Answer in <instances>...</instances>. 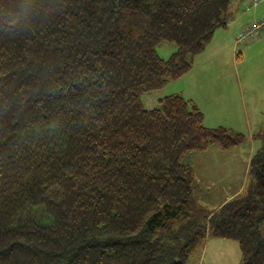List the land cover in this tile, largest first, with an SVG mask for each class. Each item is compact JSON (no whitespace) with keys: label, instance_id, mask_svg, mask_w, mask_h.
Here are the masks:
<instances>
[{"label":"trees","instance_id":"obj_1","mask_svg":"<svg viewBox=\"0 0 264 264\" xmlns=\"http://www.w3.org/2000/svg\"><path fill=\"white\" fill-rule=\"evenodd\" d=\"M237 2L0 0V264H188L209 238L264 264V132L245 191L209 208L188 160L243 135L179 94L146 107Z\"/></svg>","mask_w":264,"mask_h":264},{"label":"rangeland","instance_id":"obj_2","mask_svg":"<svg viewBox=\"0 0 264 264\" xmlns=\"http://www.w3.org/2000/svg\"><path fill=\"white\" fill-rule=\"evenodd\" d=\"M244 2L249 3L250 0ZM237 28L238 24L234 22L225 30L224 43L227 50L221 54L222 61L220 60L234 82L228 85L227 78L221 79L212 91L201 90L195 96L196 106L204 114L206 127H225L244 137L238 147L227 151L218 145L210 146L205 151L192 154L188 160L195 177L196 201L209 208H213L214 203L222 201L223 195L225 196L221 178H235L229 183L232 187L248 178L246 168L260 147V136L264 132V32L252 40L237 43L236 35L242 30H236ZM208 47L209 44L203 53L193 58V66L197 63L192 68L195 77L200 76L201 70L204 73L210 70L207 65L202 66L205 56H208ZM175 50L176 47L171 43H161L156 49L162 59H168ZM208 64L210 65V61ZM181 86L180 83H169L147 100L146 107L153 108L158 96L177 94L182 89ZM227 86L228 91H219L225 90ZM230 169L234 176L229 175ZM242 190L235 196L241 195ZM239 261L240 251L235 241L209 238L202 251L192 257L188 264H239Z\"/></svg>","mask_w":264,"mask_h":264},{"label":"crops","instance_id":"obj_3","mask_svg":"<svg viewBox=\"0 0 264 264\" xmlns=\"http://www.w3.org/2000/svg\"><path fill=\"white\" fill-rule=\"evenodd\" d=\"M244 1L245 0H238V2L236 4V9L233 11L234 12L233 18H232L231 22L229 23V25L231 23L233 24L234 22L237 23L238 28L236 30H241L243 28H247V26L250 25V22H252V21L258 19L260 16L264 15V1L260 2L257 7L253 8L249 11H246V12L242 11L241 12L243 6L245 4H247ZM228 26L226 28H222L221 30L218 29L215 32V34H219V35L213 37L209 43L208 52H207L208 56H205V59L202 61V66L207 65L208 70L209 69L210 70L207 73H204V71L201 70L200 76L195 77L193 74L194 69H192L188 74H186L181 79H179L175 82H172V83H177V84L180 83L182 85L181 86L182 89H180V91L178 93L182 97H184L185 99L191 100L195 103L197 101L195 96L197 93H199V91H201V90H205L207 92L212 91L215 88V84L217 82H220L221 79L227 78L228 79V85L230 83L234 82V78L232 77V75L230 74L228 69L220 62V60L222 61L221 54L227 50L226 44L224 43V36H226L225 30L228 29ZM222 46H225V48H223ZM231 46L232 45H230L229 47L231 48ZM209 61H210V65L208 64ZM196 64L197 63H195L194 66ZM193 78H194V80L191 81ZM219 91L221 93L228 91V86L226 87L225 90H219ZM161 97H164V96H162V95L158 96L157 100ZM149 99H150V97L147 100H149ZM203 116H204V114H203ZM247 169H248V166H247L246 170ZM229 175L234 176L231 169L229 171ZM247 179H245L243 181L240 180L237 183V185L232 187V184L229 185V183L234 181L235 178H234V180H233V178H221L220 182H221V185L224 186L223 188L225 189L226 193H225V196L223 195L222 201H220L218 203H214V206H217V207L220 206L225 201L233 198L236 195V193L241 192L242 189H243L242 190V193H243L245 191V188L247 185Z\"/></svg>","mask_w":264,"mask_h":264},{"label":"built area","instance_id":"obj_4","mask_svg":"<svg viewBox=\"0 0 264 264\" xmlns=\"http://www.w3.org/2000/svg\"><path fill=\"white\" fill-rule=\"evenodd\" d=\"M260 0H253V4L256 5ZM264 29V18L259 22L251 24L249 27L240 31L236 35V42H241L244 40H252L257 36L259 30Z\"/></svg>","mask_w":264,"mask_h":264}]
</instances>
